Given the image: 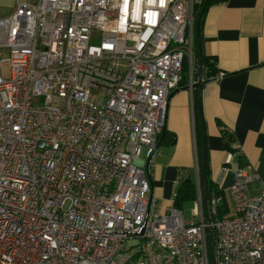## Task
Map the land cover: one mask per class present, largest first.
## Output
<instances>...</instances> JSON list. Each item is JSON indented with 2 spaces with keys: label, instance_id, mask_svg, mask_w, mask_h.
Segmentation results:
<instances>
[{
  "label": "built area",
  "instance_id": "built-area-1",
  "mask_svg": "<svg viewBox=\"0 0 264 264\" xmlns=\"http://www.w3.org/2000/svg\"><path fill=\"white\" fill-rule=\"evenodd\" d=\"M201 2L16 0L0 20V264H210V228L216 264H264L254 168L233 174L231 216L204 203L198 155L193 219L153 204Z\"/></svg>",
  "mask_w": 264,
  "mask_h": 264
},
{
  "label": "crops",
  "instance_id": "crops-1",
  "mask_svg": "<svg viewBox=\"0 0 264 264\" xmlns=\"http://www.w3.org/2000/svg\"><path fill=\"white\" fill-rule=\"evenodd\" d=\"M3 17L16 0H3ZM201 50L215 62L202 92V114L211 180L222 198L225 216L233 214L230 188L235 171L254 168L264 184V0H227L211 6L201 25ZM219 72L224 76L217 79ZM197 79L195 78V81ZM189 88L173 92L168 104L166 133L150 167L153 204L161 214L173 205L182 179L196 182L200 121ZM198 99V96H197ZM232 135L231 141L225 135ZM232 212V213H230Z\"/></svg>",
  "mask_w": 264,
  "mask_h": 264
},
{
  "label": "trees",
  "instance_id": "trees-1",
  "mask_svg": "<svg viewBox=\"0 0 264 264\" xmlns=\"http://www.w3.org/2000/svg\"><path fill=\"white\" fill-rule=\"evenodd\" d=\"M225 1H227V0H202V2L199 3L195 8V31H194V53H195V58H196L195 64H196V68H198L200 59L202 60L203 66H204V71L206 72L207 77L211 76V68L215 67V62H212L211 58L206 56L204 53H202L201 55L198 54L197 45H198V42L201 45L202 36H201V32H199V34H198L197 24L199 23L200 31H201V25H202V22H203V19H204V16H205L207 10L211 6L225 2ZM196 70L194 71V78L197 79V71ZM188 84H189L188 66H187V62H186L184 65V68H183L182 80L179 84V88H181V87L188 88ZM194 97H195V106L197 108L198 99H197L195 92H194ZM165 133H166V129L162 133L161 136L163 137V135H165ZM225 136H226V139L228 141H231V138H232L231 134L230 135L226 134ZM197 138H198L199 176H200L201 191L203 194V166H202L203 142H202V135L199 131H198V137ZM205 150H206V158H207L205 170H206V178H207L208 196L210 199L213 195H219V191L211 180V169H210V163H209V155H208V151L206 149V135H205ZM197 194H198V187H197L195 180L191 179V178L182 179L181 182L179 183L175 193H174V199H173L172 207L182 211L186 204H188V203L193 204L196 201ZM222 208L223 207L220 205L219 209H218V216H217L219 219H222L225 217L224 211ZM205 215H206L207 220H212V217H210L208 214L205 213ZM209 246H210V244H209ZM210 264H211V258H210Z\"/></svg>",
  "mask_w": 264,
  "mask_h": 264
},
{
  "label": "water",
  "instance_id": "water-1",
  "mask_svg": "<svg viewBox=\"0 0 264 264\" xmlns=\"http://www.w3.org/2000/svg\"><path fill=\"white\" fill-rule=\"evenodd\" d=\"M197 31L198 34L200 32V25L199 23L197 24ZM197 51L198 54L201 55L202 54V50H201V45L198 42L197 45ZM197 81L194 84V89L197 92V96H198V104H197V111H198V115H199V121H200V127H201V135H202V142H203V154H202V166H203V199H204V203L207 204L208 200H209V196H208V187H207V178H206V150H205V131H204V118H203V114H202V92H203V88L206 85L207 81L204 80V76H205V71H204V66H203V62L200 59L198 68H197ZM209 243H210V257H211V263L212 264H216L215 263V253H214V243H215V231L213 228L209 229Z\"/></svg>",
  "mask_w": 264,
  "mask_h": 264
},
{
  "label": "rangeland",
  "instance_id": "rangeland-1",
  "mask_svg": "<svg viewBox=\"0 0 264 264\" xmlns=\"http://www.w3.org/2000/svg\"><path fill=\"white\" fill-rule=\"evenodd\" d=\"M7 1H8V2H11V0H7ZM4 6H5L4 1H3V0H0V18H1V19H2L3 15H4L3 12H2V11H3V8H5ZM5 54H6V53H5ZM143 156H144V154H143ZM251 184H252V183H251ZM249 188H250L251 193H252L253 196L258 195L259 192H254V190H253V186L249 185ZM192 210H193V204H191V203L186 204V205L184 206L183 210H182V212H183V214H184V217H185V219H186L187 221L193 219ZM223 211H224V210H223ZM230 213H232V212H230ZM210 258H211V257H210ZM211 264H212V263H211Z\"/></svg>",
  "mask_w": 264,
  "mask_h": 264
},
{
  "label": "bare ground",
  "instance_id": "bare-ground-1",
  "mask_svg": "<svg viewBox=\"0 0 264 264\" xmlns=\"http://www.w3.org/2000/svg\"><path fill=\"white\" fill-rule=\"evenodd\" d=\"M196 69H197V68H196V64H195V69H194V71H195ZM188 79H189V74H188ZM193 79H194V81H195L194 74H193ZM196 81H197V80H196ZM196 81H195V83H196ZM193 86H194V85H193ZM188 88H189V86H188ZM178 89H179V88H178ZM178 89H177V90H178ZM193 89H194V87H193ZM175 91H176V90H175ZM175 91H174V92H175ZM172 94H173V93H172ZM172 94H171V95H172ZM170 97H171V96H170Z\"/></svg>",
  "mask_w": 264,
  "mask_h": 264
}]
</instances>
